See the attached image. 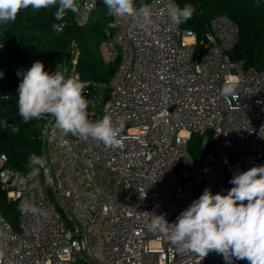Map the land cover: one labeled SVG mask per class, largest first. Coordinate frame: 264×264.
Returning <instances> with one entry per match:
<instances>
[{"label":"built area","instance_id":"built-area-1","mask_svg":"<svg viewBox=\"0 0 264 264\" xmlns=\"http://www.w3.org/2000/svg\"><path fill=\"white\" fill-rule=\"evenodd\" d=\"M97 2L83 1L78 24ZM168 2H145L151 30L115 17L105 29L100 54L117 64L106 106L121 122V147L65 134L46 114L42 165L18 172L0 153V190L19 208L18 231L0 210V264H226L214 251L201 259L179 250L150 225L155 215L174 223L206 188L227 194L234 174L264 165V70L231 60L239 30L230 18L214 17L198 40L167 18ZM233 77L235 93L221 95ZM104 89L85 95L93 122ZM194 134L199 164L189 153Z\"/></svg>","mask_w":264,"mask_h":264},{"label":"clouds","instance_id":"clouds-1","mask_svg":"<svg viewBox=\"0 0 264 264\" xmlns=\"http://www.w3.org/2000/svg\"><path fill=\"white\" fill-rule=\"evenodd\" d=\"M103 4L110 17L130 20L145 31L156 26L152 7L143 0L138 6L136 0H103ZM52 6H57V19L69 10L79 11L76 0H0V25L14 22L22 9L40 10ZM194 12L193 5L185 4L181 8L171 0L165 8L174 26L191 19ZM3 75L0 72V77ZM17 75L22 77L17 92L18 112L24 123L47 114L65 134L109 147L122 146L121 122L113 120L107 106L101 119L93 122L88 118L89 100L82 93L91 82H81L78 75L66 76L59 69L49 73L41 61L34 62L26 71H18ZM238 83L235 77L226 79L221 95L234 94ZM29 160L33 165L43 164L42 158L35 155ZM229 183L233 187L227 194H213L206 188L174 223H169L163 215H155L151 229L179 250L201 259L214 251L223 255L226 264H232L233 259L264 264V165L234 174Z\"/></svg>","mask_w":264,"mask_h":264},{"label":"trees","instance_id":"trees-1","mask_svg":"<svg viewBox=\"0 0 264 264\" xmlns=\"http://www.w3.org/2000/svg\"><path fill=\"white\" fill-rule=\"evenodd\" d=\"M84 0H76L79 7ZM149 0H143V3ZM181 8L191 4L195 12L191 19L180 27L196 33L202 40L206 27L218 15L230 18L238 27L239 41L229 53L231 60L243 62L246 69L264 70V0H175ZM141 3V0L138 2ZM57 6L34 10L22 9L14 22L0 25V153L5 154L9 166L18 172L27 171L31 155L42 154L41 132L43 120L32 119L24 123L18 112L19 83L18 71L28 70L36 61H41L49 73L59 69L67 75L73 69L81 82H91L83 95L95 92L104 86L103 101L98 109L101 118L109 99V84L117 70V64H106L100 54L105 40V29L111 21L103 0L88 19L78 24L79 14L67 11L61 19L55 13ZM57 27H62L58 32ZM74 62H76L74 64ZM6 97V98H5ZM16 128V131H12ZM202 138L192 136L189 153L199 164L204 156ZM0 210L6 219L15 225L19 218L16 203H8L5 193L0 190ZM15 229V228H14ZM16 230V229H15Z\"/></svg>","mask_w":264,"mask_h":264},{"label":"rangeland","instance_id":"rangeland-1","mask_svg":"<svg viewBox=\"0 0 264 264\" xmlns=\"http://www.w3.org/2000/svg\"><path fill=\"white\" fill-rule=\"evenodd\" d=\"M209 136H211V133L208 134ZM101 173V170H93L91 171L90 175L93 177V178H97ZM113 179V178H112ZM113 182V180H112ZM17 231L19 230V218H17V220L15 221V225H12Z\"/></svg>","mask_w":264,"mask_h":264},{"label":"water","instance_id":"water-1","mask_svg":"<svg viewBox=\"0 0 264 264\" xmlns=\"http://www.w3.org/2000/svg\"><path fill=\"white\" fill-rule=\"evenodd\" d=\"M3 217H5V214L3 213Z\"/></svg>","mask_w":264,"mask_h":264}]
</instances>
